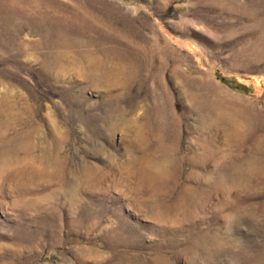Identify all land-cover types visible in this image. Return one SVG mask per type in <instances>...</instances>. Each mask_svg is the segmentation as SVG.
<instances>
[{"label": "rangeland", "instance_id": "obj_1", "mask_svg": "<svg viewBox=\"0 0 264 264\" xmlns=\"http://www.w3.org/2000/svg\"><path fill=\"white\" fill-rule=\"evenodd\" d=\"M0 264H264V0H0Z\"/></svg>", "mask_w": 264, "mask_h": 264}, {"label": "bare ground", "instance_id": "obj_2", "mask_svg": "<svg viewBox=\"0 0 264 264\" xmlns=\"http://www.w3.org/2000/svg\"><path fill=\"white\" fill-rule=\"evenodd\" d=\"M149 164V163H148ZM153 166V165H152ZM154 169V168H153Z\"/></svg>", "mask_w": 264, "mask_h": 264}]
</instances>
